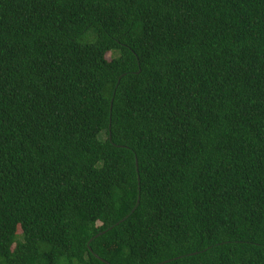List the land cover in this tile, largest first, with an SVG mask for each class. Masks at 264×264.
<instances>
[{
	"label": "trees",
	"instance_id": "trees-1",
	"mask_svg": "<svg viewBox=\"0 0 264 264\" xmlns=\"http://www.w3.org/2000/svg\"><path fill=\"white\" fill-rule=\"evenodd\" d=\"M0 264H264V0H0Z\"/></svg>",
	"mask_w": 264,
	"mask_h": 264
},
{
	"label": "water",
	"instance_id": "water-1",
	"mask_svg": "<svg viewBox=\"0 0 264 264\" xmlns=\"http://www.w3.org/2000/svg\"><path fill=\"white\" fill-rule=\"evenodd\" d=\"M134 165H135V171H136V169H137V167H136V162L134 161ZM136 190H137V192H138V190H139V185H138V176H136ZM138 193H137V196H136V199H135V203H134V205H133V207L130 209V211H132L133 210V208L137 205V203H138ZM120 220H122V218L120 219ZM103 231H101V232H99V233H97V234H100V233H102ZM96 234V235H97ZM95 235V236H96ZM101 261H103L102 259H100Z\"/></svg>",
	"mask_w": 264,
	"mask_h": 264
},
{
	"label": "rangeland",
	"instance_id": "rangeland-1",
	"mask_svg": "<svg viewBox=\"0 0 264 264\" xmlns=\"http://www.w3.org/2000/svg\"><path fill=\"white\" fill-rule=\"evenodd\" d=\"M105 57H107V54H106V56Z\"/></svg>",
	"mask_w": 264,
	"mask_h": 264
}]
</instances>
